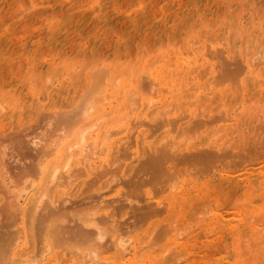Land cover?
Masks as SVG:
<instances>
[{
	"label": "rangeland",
	"instance_id": "rangeland-1",
	"mask_svg": "<svg viewBox=\"0 0 264 264\" xmlns=\"http://www.w3.org/2000/svg\"><path fill=\"white\" fill-rule=\"evenodd\" d=\"M262 61L264 0H0V169L2 164L6 168V176L0 174V224H6L0 227L4 232L9 228V235L23 231L16 246L22 250L19 256L28 257L42 246L33 228L35 218L34 225L29 214L20 213L13 223L6 211L18 189L22 164L34 162L31 154L42 156L41 165L60 162L55 154L42 155V147L50 140L59 150L71 145L79 140V130L98 119V125L87 130L88 159L81 163L75 157L64 171L65 178L83 164L84 175L78 169L82 175L76 174L68 188L53 190L56 200L49 203L60 209L68 206L63 208L67 212L86 205L87 212L115 217L106 219L112 228L101 224L111 229L106 231L111 241H104L114 242L117 234L128 241L120 248L103 241L101 256L85 261L80 254L86 250L79 248L86 242L67 233L70 228V233L77 231L75 222L68 225L74 221L69 217V235H64L69 245L53 246L45 256L49 264H264ZM223 63L227 71L240 63L238 72L243 73L237 75L236 68L222 71ZM93 96L100 107L87 119L68 129V123L59 124L79 108L77 100ZM163 147L174 153L173 159L157 161L172 176L159 179L150 163L156 164L154 156ZM30 195L22 191L19 203L26 205ZM98 203L106 209L100 212ZM151 206L161 208L152 214ZM98 220L95 216L96 224Z\"/></svg>",
	"mask_w": 264,
	"mask_h": 264
},
{
	"label": "bare ground",
	"instance_id": "bare-ground-1",
	"mask_svg": "<svg viewBox=\"0 0 264 264\" xmlns=\"http://www.w3.org/2000/svg\"><path fill=\"white\" fill-rule=\"evenodd\" d=\"M258 47V46H257ZM174 52V51H173ZM176 54H177V52H176ZM231 56V55H230ZM225 57V56H224ZM226 58H227V55H226ZM230 59V58H229ZM233 59V58H232ZM185 60V59H184ZM224 60H226V59H224ZM234 60V59H233ZM237 60V59H236ZM187 61V60H186ZM230 61H231V59H230ZM229 61V62H230ZM255 61V60H254ZM178 62V61H177ZM189 62V61H188ZM225 62V61H224ZM238 63V61H234L233 63ZM240 62V61H239ZM249 62H251V61H249ZM257 62V61H256ZM262 62H264V61H262ZM262 62H258V63H262ZM226 63H228V62H226ZM225 63V64H226ZM232 63V62H231ZM230 63V64H231ZM232 63V64H233ZM178 64V63H177ZM250 64V63H249ZM254 64V63H253ZM257 64V63H256ZM255 64V65H256ZM179 65V64H178ZM223 65H224V63H223ZM244 65H246V64H244ZM228 66H229V64H228ZM228 66H227V69H228ZM234 67L233 68H236L235 70L233 69V68H229V70L227 71V70H225V65L224 66H222V67H224V70H222V71H225V72H230V69H233V71H236L238 74L237 75H239V74H241V73H243V72H238V71H240L241 69H242V65H240V63H239V65H237V64H234L233 65ZM235 66H238V67H235ZM248 66V65H247ZM246 67V66H245ZM252 67V66H251ZM256 67V66H255ZM244 69H246V68H244ZM244 69L242 70V71H244ZM249 69V68H248ZM258 69V68H257ZM247 70V69H246ZM246 70H245V72H246ZM233 71H231L232 73L231 74H233L234 72ZM248 71V70H247ZM236 72H235V74H236ZM244 72V73H245ZM158 73V72H157ZM225 74H227V73H225ZM230 73H228L227 75H229ZM230 74V75H231ZM248 74V73H247ZM160 75V74H159ZM158 75V76H159ZM248 75H250V74H248ZM143 76V75H142ZM142 78V77H141ZM153 78V77H152ZM245 78V77H244ZM163 79H165L164 77H163ZM249 79H250V77H249ZM162 80V79H161ZM247 80V79H246ZM163 81V80H162ZM243 81H245V80H243ZM259 81H260V79H259ZM144 82V81H143ZM159 82H160V80H159ZM150 83V82H149ZM163 83V82H162ZM156 85V84H155ZM161 86V85H160ZM181 86H183V85H181ZM185 86V85H184ZM165 89V88H164ZM133 90V89H132ZM163 90V89H162ZM164 91V90H163ZM137 92V91H136ZM152 92V91H151ZM102 93V92H101ZM31 95V94H30ZM87 95H89V94H87ZM91 95V94H90ZM42 96V95H41ZM41 96H39V97H41ZM44 96V95H43ZM83 96V95H82ZM84 97V96H83ZM94 97V96H93ZM92 97V98H93ZM133 97V96H132ZM139 98H140V95L138 96ZM80 98V97H79ZM85 98H86V96H85ZM95 98V97H94ZM138 98V99H139ZM81 99V98H80ZM100 99V98H99ZM103 99V98H102ZM137 99V100H138ZM43 100H45V99H43ZM77 101H79L78 103H80L79 104V108L76 110V108L78 107H75L74 108V110H76V111H74V110H72V111H74L72 114H71V116H70V113L71 112H69V114L67 113L66 115H69L68 117H65V119H67V120H65V119H63L62 120V122L64 123L65 121H67L66 123H64V124H62V123H60L58 120V122H59V124L60 125H62V127H65V124H67L66 125V127H67V129H68V127L72 124V125H76L77 123H80V121L81 120H85V119H87L91 114H93V112L94 111H96V106H99L100 107V105H96V102H97V98H95V99H90V98H88V99H84V100H82V101H80V100H77ZM101 101V100H100ZM136 101V100H135ZM40 102V101H39ZM137 102V101H136ZM128 103H129V101H128ZM130 103H131V101H130ZM139 104V103H138ZM4 105V104H3ZM74 106V105H73ZM99 107H98V109H99ZM137 107V106H136ZM145 109H147V108H145ZM46 110V109H45ZM61 110V109H60ZM68 110V109H67ZM42 111V110H41ZM49 111V110H48ZM56 111V110H55ZM63 111V110H62ZM66 111V110H65ZM67 112V111H66ZM131 112H132V110H131ZM164 112V111H163ZM46 113V112H45ZM48 113V112H47ZM56 113V112H55ZM161 113V112H160ZM159 113V114H160ZM28 114V113H27ZM53 114V113H52ZM57 114V113H56ZM43 115H44V113H43ZM49 115V114H48ZM65 115V116H66ZM142 115V114H141ZM162 115H163V113H162ZM46 116H47V114H46ZM159 116H161V114L159 115ZM158 116V117H159ZM169 116V115H168ZM41 117V116H40ZM43 117H45V116H43ZM62 116H60V118H61ZM142 117V116H141ZM50 118H52V117H50ZM57 118V117H56ZM55 118V119H56ZM53 119V118H52ZM168 119L170 120V117H168ZM98 120V119H97ZM96 120V121H97ZM141 119H139V121H140ZM153 120V119H152ZM201 120V119H200ZM95 121V122H96ZM142 121V120H141ZM155 120H153V122H154ZM158 121V120H157ZM195 121H196V119H195ZM199 121V120H198ZM52 122V121H51ZM82 122V121H81ZM94 122V123H95ZM111 122H113V121H111ZM152 122V121H151ZM167 122V121H166ZM194 122V121H193ZM201 123H202V121H200ZM199 122V123H200ZM56 123V122H55ZM93 122L91 123V124H89L88 126H87V129H86V127L83 129V130H79V131H81L80 133H78V134H80V138H79V140L78 141H75L73 144H68V145H66L65 147H63V148H61L60 150H59V148H54V147H52L53 145L51 144L52 143V141L50 140V142H48V141H46V145H42L43 147V149H38V150H36V151H39L40 150V152L42 153V155H43V153L44 154H47V156L48 155H53V154H55V158H54V160H61L60 162H55L54 160V162H55V164H50V163H48V164H46V165H41L40 164V162L43 160V159H41V155L39 154V153H37V156H41V157H38V158H36L35 156V154H34V156L31 154V155H29V151L30 150H32L34 147H31L29 150H26L25 151V153L23 152V154L26 156L27 154L29 155V156H32V159H29V160H34V162L33 163H30L29 162V164L27 163V165L25 166L24 164H22V166H24L23 168H22V173H20V174H22L21 175V179H19L18 177H16V178H18V180H20V182L17 180V182H19V183H17V182H14V183H17V188H15V186H14V189H17V191H16V193H11V196L12 195H14V197L13 198H11V197H9L10 199H12L11 200V202L7 205L8 207H6V203H8V201H6L5 202V205H3V206H5L6 208H7V210L6 211H9V215H10V219H12V221H13V223H15V221L16 220H14V219H17V217H15V216H18L20 213L21 214H25V215H27V214H29L30 215V218L32 219L31 220V223L32 224H34L33 222V219L35 218L36 219V221H37V224L33 227V228H36V230L35 231H38V237H39V241L38 240H36L35 242H37V243H40V244H42V246H40V245H38L37 246V248H35L36 250H34L33 251V253L29 256V255H27L28 257H25V258H23L22 256L20 257L19 255H20V253H21V251L22 250H20L19 252L16 250V246H17V243H18V241H19V237H18V234H23L22 232H20V231H16V230H13V234H10L9 235V233H11V231L9 232L8 231V229L9 228H7V226L9 225V224H13L9 219H8V221H10V223H8L7 224V226H6V228H7V232H8V234H7V232H4L3 230V228H1V227H3V226H5V224H6V222L5 223H3L4 225L3 226H1V224H0V229L4 232V234L6 233L7 235H8V237H5L4 238V236H3V234H1L0 233V235H2L3 236V240H1V243H0V264H49L51 261L48 259V258H46L45 259V256H46V254L50 251V250H52L53 249V246H61V247H63L64 246V244L66 243V244H68L67 242V238H66V236H64V235H66L67 233H69L71 236H74V238H76L75 236H79L78 238L79 239H81V238H83V240H85V242L86 243H84V244H81L80 245V248H79V250L80 249H84V253H82V254H80V255H82L81 256V258L82 257H86L85 259V261H87V258L88 257H90V259H92L91 257H94V256H96L97 254H101L100 252L103 250L102 248V245H103V243L104 242H106V245L108 244V240L109 241H111V239H107V237L109 236L108 234V232H110L111 231V229H103L101 226V224H103V225H105V223L107 222V221H111V220H113V221H115V217H113L112 219L111 218H105L106 217V215L105 216H102V215H104V214H100V215H98L97 214V212L96 213H94L93 214V212L94 211H92V212H87L86 211V209L84 208L85 206H78V207H80L79 209H77V208H73V212H71V211H69V212H67V211H63L64 209L63 208H65V206L62 208V209H60L57 205H54V206H52L50 203H49V201H55L54 200V198H53V196H51L52 194H53V190H55L57 187H60V186H67V185H70L71 186V184L74 182L73 180H75V178H76V176L80 173L81 174V171H83L85 168H83V164H81L82 166H80L81 168L79 169V166L76 168L75 166V169L76 170H72V172L74 173V174H71L72 172H69L70 174H68V176H66L65 178H64V171L67 169V168H69L70 166H69V164H70V162H71V160L73 159V158H81V163H82V161H83V159H88V158H85L86 157V155L84 156V154H86L87 152L85 151V148H88L89 149V147H88V144H90V143H84L85 142V140H87V136H88V133H87V130L89 129H91V126L94 128V126H96V125H98V122L96 123V124H94ZM139 123V122H138ZM142 123V122H141ZM156 123V122H155ZM170 123H171V121H170ZM198 123V122H197ZM198 123V124H199ZM1 124V123H0ZM46 124V123H45ZM115 124V123H114ZM143 124H145V123H143ZM142 124V125H143ZM154 123H152V125H153ZM189 125L190 124H193V123H188ZM194 124H195V122H194ZM64 125V126H63ZM187 125V124H186ZM185 125V126H186ZM54 126V125H53ZM139 126V125H138ZM59 127V126H58ZM61 127V128H62ZM90 127V128H89ZM97 128V127H96ZM101 128V127H100ZM138 128V127H137ZM117 129V128H116ZM187 129H190L189 127L187 128ZM56 130V129H55ZM107 130V129H106ZM64 131V130H63ZM66 131V130H65ZM72 131V130H71ZM110 131H112V130H110ZM12 132H14V131H12ZM58 132V131H57ZM89 132V131H88ZM117 132H118V130H117ZM185 132V131H184ZM52 133V132H51ZM55 133V132H54ZM64 133V132H63ZM113 133V132H112ZM168 133H170V132H168ZM167 133V134H168ZM182 133V132H181ZM14 134V133H13ZM70 133H68V135H69ZM115 134V133H114ZM113 134V135H114ZM147 134V133H146ZM166 134V135H167ZM185 134H186V132H185ZM17 135H19L18 133H17ZM49 135H50V133H49ZM48 134L46 135V136H49ZM53 135V134H52ZM107 135V134H106ZM141 135V134H140ZM145 135V134H144ZM169 135V134H168ZM182 135V134H181ZM10 136V135H9ZM16 136V135H15ZM65 136V135H64ZM109 136V135H108ZM146 136V135H145ZM147 136H149V135H147ZM186 136V135H185ZM184 136V137H185ZM90 137V136H89ZM169 137V136H168ZM15 138V137H14ZM60 138V137H59ZM146 138V137H145ZM144 138V139H145ZM148 138V137H147ZM104 139V138H103ZM143 139V140H144ZM166 139V138H165ZM168 139V138H167ZM175 139H177V138H175ZM182 139V138H181ZM188 139V138H187ZM15 140V139H14ZM20 140V139H19ZM57 140V139H56ZM108 140V139H107ZM169 140V139H168ZM40 141V140H39ZM38 141V142H39ZM99 141V140H98ZM101 141V140H100ZM173 141H175L174 139H173ZM15 142V141H14ZM19 142H21V141H19ZM118 142V140L115 142V144ZM161 142V141H160ZM165 142V141H164ZM169 142H172V140L171 141H169ZM16 143V142H15ZM18 143V142H17ZM22 143V142H21ZM25 143V142H24ZM32 143V142H31ZM43 143V142H42ZM119 143V142H118ZM122 143V142H121ZM124 143V142H123ZM166 143V142H165ZM168 143V142H167ZM173 143V142H172ZM34 144V143H33ZM92 144V143H91ZM160 144V143H159ZM80 146V147H82V148H80V150H78V151H75V152H72V153H70L71 152V148L72 147H75V146ZM99 145V144H98ZM97 145V146H98ZM120 145V144H119ZM175 145V144H174ZM25 146V145H24ZM32 146V145H31ZM97 146H95V147H97ZM112 147H113V145H111ZM124 146V145H123ZM145 146V145H144ZM161 146H162V144H161ZM165 146H166V144H165ZM169 146V145H168ZM28 147V146H27ZM121 145H120V150H121ZM170 147V146H169ZM188 147V146H187ZM29 148V147H28ZM27 148V149H28ZM160 148V147H159ZM163 148H167V147H163ZM161 149V150H159L160 152H158V154H156V156H154L155 157V161L154 162H156V164L155 163H153V161L151 162L152 163V165H151V163H150V168H151V171H152V174H153V176L155 175L156 176V178L158 177L159 178V176L160 175H162V177H163V175H164V178L167 176V178H168V175H169V177L170 176H172L170 173H168L169 171H168V169H166L165 167H164V164H163V167H162V164H160V163H158V158H160L161 160V162L162 161H166L167 159L169 160L173 155L171 154V152L169 151V149L167 150H165V149ZM17 149V148H16ZM99 149V148H98ZM200 149V148H199ZM203 149V148H202ZM87 150V149H86ZM171 150V149H170ZM183 150V149H182ZM206 150V148L204 147V150H203V152ZM211 150V149H210ZM262 150H264V149H262ZM0 151H2V150H0ZM21 151V150H20ZM101 151V150H100ZM214 150H212V154H214L215 153V151L213 152ZM33 152V151H32ZM35 152V151H34ZM91 152H92V150H91ZM96 152H98L97 150H96ZM95 151H94V153H96ZM117 152V151H116ZM122 152H123V150H122ZM201 152V151H200ZM31 153V152H30ZM90 152H88L87 153V155L89 154ZM93 153V152H92ZM91 153V154H92ZM120 153H121V151H120ZM173 153V152H172ZM178 153V152H177ZM204 153H206V152H204ZM174 154V153H173ZM183 154V153H182ZM186 154V153H185ZM207 154H209V149H208V152H207ZM94 155V154H93ZM121 155V154H120ZM176 155V154H175ZM175 155H174V158H176L175 157ZM201 155H203V153L201 154ZM205 155V154H204ZM2 156V155H1ZM28 156V157H29ZM177 156V155H176ZM180 156H182V155H180ZM210 156V155H209ZM34 157V158H33ZM90 157V156H89ZM96 157V156H95ZM94 157V158H95ZM157 157V158H156ZM185 157V156H184ZM204 157V156H203ZM179 158V157H178ZM206 158V157H205ZM1 159V158H0ZM45 159V158H44ZM119 159V158H118ZM154 159V158H153ZM171 159H173V157L171 158ZM170 159V160H171ZM183 159H185V158H183ZM28 160V159H27ZM90 160V159H89ZM89 160H87L86 162H90V164L89 165H91V161H89ZM94 160V159H93ZM96 160H97V158H96ZM52 161V162H53ZM159 161V162H160ZM3 162L5 163V161L3 160ZM74 162V161H73ZM149 162V161H148ZM167 162V161H166ZM165 162V163H166ZM23 163H24V161H23ZM26 163V162H25ZM79 163V162H78ZM96 163V162H95ZM88 164H86L87 165V167L86 168H88L89 166H88ZM157 164H160L159 166H157ZM2 165H4V164H2ZM2 165H1V169H0V174L1 175H4L6 172H5V169L6 168H4V166L2 167ZM5 165H6V163H5ZM73 165V164H72ZM77 165V164H76ZM93 165V164H92ZM110 165V164H109ZM113 165V164H112ZM196 165V164H195ZM16 166V165H15ZM17 166L19 167V170L21 169L20 168V166L21 165H18L17 164ZM21 166V167H22ZM103 166V165H102ZM104 166H106L105 164H104ZM114 166V165H113ZM9 167V166H8ZM17 167V168H18ZM110 167H111V165H110ZM149 167V166H148ZM147 167V168H148ZM162 167V168H161ZM90 168V167H89ZM98 168V167H97ZM101 168V167H100ZM103 168H105V167H103ZM81 170V169H83V170H81L80 172H78L79 170ZM91 170H93L92 169V167L90 168ZM99 169V168H98ZM107 169V168H106ZM112 169V168H111ZM115 169V168H114ZM89 169H87V171H88ZM105 170V169H104ZM117 170V169H116ZM148 170H149V168H148ZM167 170V171H166ZM170 170V169H169ZM10 171V170H9ZM99 171V170H98ZM101 171V170H100ZM109 171V170H108ZM112 171V170H111ZM164 171V172H163ZM78 172V173H77ZM92 172V171H91ZM95 172H97V171H95ZM101 172H103V171H101ZM114 172V171H113ZM116 172V171H115ZM7 173H9V172H7ZM83 173V175H84V173H85V170H84V172H82ZM112 173V172H111ZM164 173V174H163ZM261 173V172H260ZM12 174V173H11ZM77 174V175H76ZM151 174V175H152ZM262 174V173H261ZM8 175V174H7ZM19 175V174H18ZM82 175V174H81ZM80 175V176H81ZM95 175V174H94ZM93 175V176H94ZM100 175V173L98 172V174L96 175V176H98V177H100L99 176ZM103 175V174H102ZM166 175V176H165ZM239 175V174H238ZM237 175V177H239ZM244 175V174H243ZM258 175V174H257ZM260 175V174H259ZM258 175V176H259ZM4 176H6V175H4ZM9 176V175H8ZM12 176V175H11ZM17 176V175H16ZM20 176V175H19ZM150 176V175H149ZM242 176V175H241ZM261 176V175H260ZM259 176V177H260ZM262 176H264V175H262ZM78 177H79V175H78ZM95 177V176H94ZM103 177V176H102ZM152 177V176H151ZM176 177V176H175ZM228 177V176H227ZM227 177H225V179L227 178ZM230 177H231V175H230ZM233 177V176H232ZM6 178H8V177H6ZM62 178L64 179V180H62ZM74 178V179H73ZM91 178H93V177H91ZM161 178V177H160ZM159 178V179H160ZM241 178V177H240ZM244 178V177H243ZM77 179V178H76ZM85 179V178H84ZM94 179V178H93ZM99 179V178H98ZM150 179H154V178H150ZM224 179V180H225ZM235 179H236V177H235ZM242 179V178H241ZM241 179H239V180H241ZM246 179V178H245ZM249 178H247V180H248ZM258 179V178H257ZM262 179V178H261ZM4 180V179H3ZM92 180V179H91ZM91 180H90V182H91ZM95 180H96V177H95V179H94V182H95ZM250 180V179H249ZM248 180V181H249ZM1 181V180H0ZM5 181V180H4ZM152 181V180H151ZM166 181V180H165ZM237 181V180H236ZM85 182H88V180L87 181H85ZM143 182V181H142ZM147 182V181H146ZM149 182V181H148ZM163 182V181H162ZM172 182V181H171ZM223 182V181H222ZM221 182V183H222ZM243 182V181H242ZM245 182V181H244ZM247 182V181H246ZM257 181H255V183H256ZM1 183H2V181H1ZM151 183V182H150ZM155 183V182H154ZM248 183V182H247ZM247 183H245V184H247ZM260 183H261V180H260ZM87 184V183H86ZM89 184V183H88ZM95 184V183H94ZM94 184H92V185H94ZM101 184V183H100ZM110 184V183H109ZM136 184V183H135ZM140 184V183H139ZM149 184V183H148ZM223 184V183H222ZM230 183H228V185H229ZM235 184V183H234ZM242 184V183H241ZM245 184H242L243 186L245 185ZM16 185V184H15ZM142 184H140V186H141ZM221 185V184H220ZM21 186V187H20ZM69 186V187H70ZM89 186V185H88ZM137 186V185H136ZM223 186H224V184H223ZM232 186V185H231ZM5 186L3 185V188H4ZM77 187V186H76ZM86 187V190H87V186H85ZM89 187H92V186H89ZM109 187V186H108ZM217 187V186H216ZM67 188H68V186H67ZM83 187H80V189H82ZM107 188V187H106ZM11 189V188H10ZM13 189V188H12ZM90 189V188H89ZM111 189V188H110ZM75 190V189H74ZM83 190V189H82ZM85 190V189H84ZM102 189H100L99 191H101ZM139 190H140V187H139ZM22 191H30L31 192V195H30V199L28 200V202L26 203V205H21L20 203H19V199H20V193L22 192ZM81 191V190H80ZM106 191V190H105ZM224 191H226V190H224ZM223 191V192H224ZM81 192H83V191H81ZM101 193V192H100ZM136 192H134V194H135ZM79 194V193H78ZM85 194V193H84ZM9 195H10V193H9ZM98 195H100V194H98ZM136 195V194H135ZM134 195V196H135ZM23 196V195H22ZM21 196V197H22ZM63 196H65V195H63ZM87 196V195H86ZM129 196V195H128ZM192 196V195H191ZM61 197L62 196H60V199H61ZM81 197V196H80ZM88 197V196H87ZM91 197V196H90ZM138 197V196H137ZM23 198V197H22ZM47 198V199H46ZM120 198V197H119ZM124 198H126V197H124ZM130 198V197H129ZM144 198V197H143ZM178 198V197H177ZM74 199H76V198H74ZM73 199V200H74ZM174 199V198H173ZM9 200V199H8ZM67 200V199H66ZM70 200V199H69ZM68 200V201H69ZM91 200V199H90ZM92 200H93V195H92ZM96 200V199H95ZM97 200H98V198H97ZM102 200V199H101ZM120 200V199H119ZM144 200V199H143ZM142 200V201H143ZM61 201V200H60ZM63 201H64V199H63ZM62 201V202H63ZM72 201V200H71ZM86 201V200H85ZM57 202V201H56ZM74 202V201H73ZM73 202H71V203H73ZM79 202V201H78ZM84 202V201H83ZM95 202V201H94ZM105 202V201H104ZM147 202H148V200H147ZM174 202V201H173ZM2 203H3V201H2ZM59 203V202H58ZM75 203V202H74ZM82 203V201L80 202V204ZM86 203V202H85ZM88 203H91V202H88ZM145 203V202H144ZM170 203H171V201H170ZM25 204V203H24ZM53 204V203H52ZM84 204V203H83ZM87 204V203H86ZM152 204H154L153 202H151V205ZM173 204V203H172ZM67 205V204H66ZM74 205V204H73ZM77 205V204H76ZM74 206V207H77V206ZM90 205V204H89ZM91 205H93V204H91ZM96 205V204H95ZM98 206H100V208H101V211L100 212H102V210H105L106 209V207L104 208L103 207V205L101 206V205H99V203L97 204ZM96 205V206H97ZM111 205H113V204H111V203H106V206H110L111 207ZM40 206H42V207H40ZM57 206V207H56ZM61 206V205H60ZM97 206V208H99ZM123 206H126V205H123ZM154 206V205H153ZM156 206V205H155ZM154 206V207H155ZM257 206H258V204H257ZM40 207V208H39ZM44 207V209H43V212H40L41 210H42V208ZM71 207V206H70ZM73 207V206H72ZM90 207V206H89ZM153 207V208H154ZM159 206H157L156 208V210L157 211H159L158 209H160L161 207H159ZM88 208V207H87ZM95 208V207H94ZM97 208H95V210L97 209ZM100 208H99V210H100ZM152 208V206H151V209H150V211L152 212V214H155L157 211H155V209H153ZM171 208V207H170ZM5 209V208H4ZM65 209H69L68 208V206L65 208ZM72 208H70V210H71ZM110 209V208H109ZM257 209H258V207H257ZM0 210H2V208L0 209ZM88 210H89V208H88ZM91 210H93V209H91ZM91 210H89V211H91ZM98 210V209H97ZM154 211V212H153ZM260 211V210H259ZM258 211V212H259ZM4 212H5V210H4ZM3 212V213H4ZM23 212V213H22ZM7 213V212H6ZM99 213V212H98ZM147 213V212H146ZM145 213V214H146ZM149 213V212H148ZM160 213V212H159ZM5 214V213H4ZM18 214V215H17ZM96 214V215H95ZM42 215L45 217L44 219H45V221H42V220H44V219H41V217H42ZM96 216V220H98L97 218H99L100 216L101 217H103V218H99V220H98V225L96 224V222L94 221V219H95V216ZM97 215H98V217H97ZM114 215V214H113ZM149 215H151V213H149ZM7 216H8V213H7ZM146 217H147V215H145ZM153 216V215H152ZM151 216V217H152ZM9 217V216H8ZM20 217V216H19ZM69 217H73L74 218V221H70L69 222V220L71 219V218H69ZM7 218V217H6ZM29 218V217H28ZM69 218V219H68ZM72 218V219H73ZM145 218V217H144ZM106 219H107V221H106ZM19 220V219H18ZM67 221L70 223H68V225H71V224H73L74 222V224H75V226L77 227V231L75 232V230H74V232L75 233H70V232H68L69 230H71V228L67 231V228L68 227H66V225H67ZM29 222V221H28ZM27 222V223H28ZM43 222H46V224L43 226ZM73 222V223H72ZM105 222V223H104ZM26 223V222H25ZM26 223V224H27ZM99 223H100V225H99ZM31 224V225H32ZM40 224H42L41 225V227L39 226ZM108 224V225H107ZM107 224L104 226L105 228H107L106 226H108L109 228L111 227L112 228V226H110V223H108L107 222ZM112 224V223H111ZM9 226H11V225H9ZM8 226V227H9ZM13 226V225H12ZM11 226V227H12ZM15 226V225H14ZM33 226V225H32ZM31 226V227H32ZM24 227V226H23ZM22 227V228H23ZM88 227H90L89 229H88ZM113 227L114 228H118V226H115L114 225V223H113ZM164 227V226H163ZM163 227H162V230H163ZM168 226H166L165 228H167ZM21 228V227H20ZM169 228H171V227H169ZM11 229H13V227L11 228ZM10 230V229H9ZM33 230V229H32ZM119 230V229H118ZM165 230V229H164ZM163 230V231H164ZM167 230V229H166ZM15 231V232H14ZM66 231H67V233H66ZM73 230H71V232H72ZM106 231H108V232H106ZM113 231V230H112ZM161 231V230H160ZM1 232V231H0ZM162 232V231H161ZM160 232V233H161ZM112 233H114V232H111L110 234H112ZM159 233V234H160ZM34 234V233H33ZM69 234H67V235H69ZM164 234V233H163ZM162 234V235H163ZM37 235V234H36ZM119 234H117V236L115 235V238H113L115 241L114 242H109V244L110 243H112V244H110L112 247H113V243L115 244V245H118L119 246V248H120V246H124L125 245V243H127V239H124V236L125 235H123V236H121V234L118 236ZM162 235H160V236H162ZM165 235V234H164ZM22 236V235H21ZM17 237V238H16ZM68 237V236H67ZM111 237V236H110ZM110 237H108V238H110ZM163 237V236H162ZM1 238V237H0ZM36 238V237H35ZM34 238V239H35ZM68 238H70V237H68ZM73 238V237H72ZM71 238V239H72ZM74 238H73V241H72V243L74 242ZM78 238H76V239H78ZM104 239L106 240L107 239V241H104ZM82 240V239H81ZM67 241V242H66ZM104 241V242H103ZM71 242V241H70ZM43 243H45V244H43ZM71 243V244H72ZM35 244V243H34ZM109 244H108V247H111V246H109ZM37 245V244H36ZM69 245V244H68ZM35 246V245H34ZM60 247V248H61ZM66 247V246H65ZM69 248V247H68ZM70 248H71V246H70ZM73 249H74V247H72ZM76 248V247H75ZM122 248V247H121ZM111 249V248H110ZM241 249V248H240ZM66 250V249H65ZM79 250L77 249V251L79 252ZM122 250V249H121ZM72 252H73V250H71ZM100 251V252H99ZM106 251V250H105ZM65 253H66V251H64ZM72 252H69V253H72ZM242 252H243V250H242ZM24 253V252H23ZM75 253H77L76 251H75ZM74 253V254H75ZM68 254V253H67ZM239 254V253H238ZM75 255H77V254H75ZM74 255V256H75ZM80 255H79V258H80ZM245 255V254H244ZM17 256H19V257H17ZM101 256V255H100ZM237 256V255H236ZM76 257V256H75ZM74 257V258H75ZM231 257H232V255H231ZM78 258V257H77ZM249 258H251L250 256H249ZM94 259V258H93ZM171 259V258H170ZM169 260V259H168ZM240 260V259H239ZM246 260V259H245ZM249 260H252V259H249ZM77 262H78V260H77ZM94 262V261H93ZM92 262V263H93ZM226 262H228V261H226ZM231 262V261H230ZM239 262V261H238ZM243 261H240V263H242ZM237 264V263H236Z\"/></svg>",
	"mask_w": 264,
	"mask_h": 264
}]
</instances>
